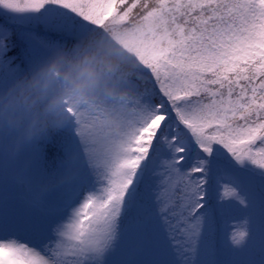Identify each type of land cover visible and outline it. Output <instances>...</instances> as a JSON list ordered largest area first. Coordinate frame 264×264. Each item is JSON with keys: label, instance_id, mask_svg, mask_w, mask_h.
Instances as JSON below:
<instances>
[{"label": "snow or ice", "instance_id": "6c2138e0", "mask_svg": "<svg viewBox=\"0 0 264 264\" xmlns=\"http://www.w3.org/2000/svg\"><path fill=\"white\" fill-rule=\"evenodd\" d=\"M0 264H264V0H0Z\"/></svg>", "mask_w": 264, "mask_h": 264}]
</instances>
